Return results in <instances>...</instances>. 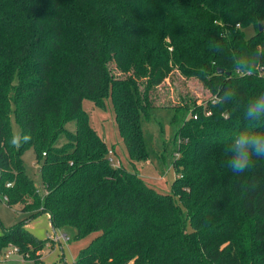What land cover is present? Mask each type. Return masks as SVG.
Instances as JSON below:
<instances>
[{"label":"trees","instance_id":"obj_1","mask_svg":"<svg viewBox=\"0 0 264 264\" xmlns=\"http://www.w3.org/2000/svg\"><path fill=\"white\" fill-rule=\"evenodd\" d=\"M262 20L264 0H0V196L33 216L48 213L54 229L100 230L75 264H264V158L238 175L224 154L237 133H264V117L244 116L264 92V57L252 75L233 65L264 48ZM174 69L212 97L173 106L174 148L158 154L143 124L157 120L152 93ZM225 89L233 102L219 101ZM109 95L134 163L173 156L172 193L109 162L83 107L84 99L104 107ZM12 113L31 137L19 148L10 143ZM31 147L42 193L25 169ZM10 245L36 262L46 241L20 223L0 234V250Z\"/></svg>","mask_w":264,"mask_h":264},{"label":"rangeland","instance_id":"obj_2","mask_svg":"<svg viewBox=\"0 0 264 264\" xmlns=\"http://www.w3.org/2000/svg\"><path fill=\"white\" fill-rule=\"evenodd\" d=\"M261 24L264 27V20ZM260 27V26H259ZM245 36L251 37L256 32L254 24L243 28ZM155 105L157 120L144 121V136L147 146L152 152L158 154H170L174 148V128L171 125V117L174 114L173 106H180L185 102L192 104L206 103L212 97L209 89L196 76H185L179 70L174 69L169 77L158 86L152 93ZM105 106L99 107L92 100L84 99L83 107L88 112L89 121L97 132L106 140L109 149L115 147V156L121 160L124 168L137 171L147 182L162 193H172V183L177 176L176 170L169 161L162 163L157 158L151 156L148 160L133 162L130 158L127 146L121 136L116 121V112L111 96L104 98ZM11 124L13 134L21 133V128L16 122L14 113L11 114ZM67 127L75 130V121L67 123ZM65 138L59 139L58 144H62ZM25 169L27 174L33 179L41 193L45 187L40 172V163L36 158L34 147L29 148L23 154ZM28 202V201H27ZM184 208V207H183ZM24 223L26 228L32 233L46 241L42 249V258L39 261L25 259L22 254L13 251V246H8L0 250V262L6 264H75L76 259L84 247L101 234L100 230H94L86 235L79 236L77 229L72 225H65L54 229L52 227L48 213H41L33 216L30 212L22 210V203L9 206L5 198L0 196V234L4 229L16 224ZM66 234L69 240L56 238ZM7 251H11L6 257Z\"/></svg>","mask_w":264,"mask_h":264},{"label":"clouds","instance_id":"obj_3","mask_svg":"<svg viewBox=\"0 0 264 264\" xmlns=\"http://www.w3.org/2000/svg\"><path fill=\"white\" fill-rule=\"evenodd\" d=\"M217 49L219 45H216ZM264 57V48L260 49L253 56H234L233 65L237 73L241 75H252L257 60ZM221 103L233 102L235 93L225 89L222 95L218 96ZM245 119L256 122L264 117V92L251 99L244 106ZM31 137L27 134L21 136L13 135L11 145L19 148L22 143H28ZM226 166L235 174H243L253 167L256 160L264 158V133L255 131H241L232 137L230 142L224 146Z\"/></svg>","mask_w":264,"mask_h":264},{"label":"built area","instance_id":"obj_4","mask_svg":"<svg viewBox=\"0 0 264 264\" xmlns=\"http://www.w3.org/2000/svg\"><path fill=\"white\" fill-rule=\"evenodd\" d=\"M207 114L209 115L210 114V111H208L207 112ZM108 160H109V162L112 164V166H114V167H119L120 165H121V160H120V158L119 157H116L115 156V151H114V149H109L108 150ZM9 185V184H8ZM56 238L60 241V239H64L65 241L66 240H69V236L68 235H66V234H63L62 236H56ZM13 251L14 252H18L19 253V251H18V248L17 247H15V246H13ZM10 252L11 251H7V253H6V257H8L9 256V254H10Z\"/></svg>","mask_w":264,"mask_h":264},{"label":"water","instance_id":"obj_5","mask_svg":"<svg viewBox=\"0 0 264 264\" xmlns=\"http://www.w3.org/2000/svg\"><path fill=\"white\" fill-rule=\"evenodd\" d=\"M260 30H262V29H264V27H263V25L262 24H260ZM224 71V69H222V68H219V72H223ZM228 73H230V72H228Z\"/></svg>","mask_w":264,"mask_h":264},{"label":"crops","instance_id":"obj_6","mask_svg":"<svg viewBox=\"0 0 264 264\" xmlns=\"http://www.w3.org/2000/svg\"><path fill=\"white\" fill-rule=\"evenodd\" d=\"M49 215V214H48ZM42 258V251H41V257H40V259Z\"/></svg>","mask_w":264,"mask_h":264}]
</instances>
